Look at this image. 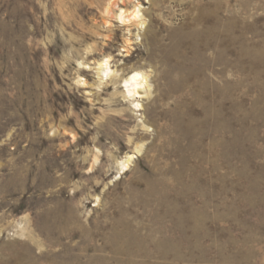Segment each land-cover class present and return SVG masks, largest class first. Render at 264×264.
I'll return each mask as SVG.
<instances>
[{
  "label": "rangeland",
  "instance_id": "obj_1",
  "mask_svg": "<svg viewBox=\"0 0 264 264\" xmlns=\"http://www.w3.org/2000/svg\"><path fill=\"white\" fill-rule=\"evenodd\" d=\"M0 264H264V0H0Z\"/></svg>",
  "mask_w": 264,
  "mask_h": 264
},
{
  "label": "bare ground",
  "instance_id": "obj_2",
  "mask_svg": "<svg viewBox=\"0 0 264 264\" xmlns=\"http://www.w3.org/2000/svg\"><path fill=\"white\" fill-rule=\"evenodd\" d=\"M117 1H119V0H117ZM114 3H115V6H117L116 5V2H114ZM122 4H124V3H122ZM125 5H123V6H125ZM235 13L236 12H234V13L233 12H230L229 15L233 19V26H232L233 32H234V34H237L238 33L237 29L239 28V25H237L238 24L237 23L238 16H237V13L236 14ZM117 19L122 24H124L125 26H130V27L132 26V27L140 28V27H142L145 24V22H144V15L142 14L141 8L138 5H136L134 7V10L131 11V12H129V13H127L126 11H123L121 9L120 14L117 15ZM214 21L215 20H213V22ZM203 22H204V20H203ZM234 22H236V24ZM220 26H222V25H220ZM216 28H217V33L215 34L216 43L214 45H216L219 40H220V42H223L224 41V40H222V32L219 29V26H218V23L217 22H216ZM202 41H204V40H202ZM211 46H213V45H211ZM211 48H213V47H211ZM222 48H221V50H222ZM98 69L100 70V73L104 77H106V78L111 77L112 75L115 74L111 70V68L109 66V59H105L102 62L98 63ZM110 79H112V78H110ZM121 85H122V88L125 89V93H126L125 94V97L133 101L132 104H133L134 108L136 110H139V111L142 110V105L140 104V101H139L140 99H142V95H141L140 91H142V90L145 91L146 90V88H147V77L143 73H141V72H134V73L128 75L127 77L122 78ZM133 159H134V156H128L125 159V161L121 162L120 163V165H121V171H123V172L127 171L129 169L130 163H131V161Z\"/></svg>",
  "mask_w": 264,
  "mask_h": 264
}]
</instances>
